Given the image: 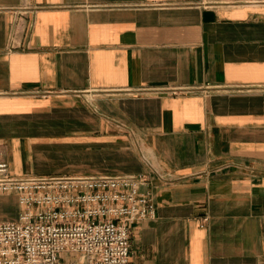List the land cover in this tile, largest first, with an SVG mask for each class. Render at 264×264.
<instances>
[{
    "label": "crops",
    "instance_id": "obj_1",
    "mask_svg": "<svg viewBox=\"0 0 264 264\" xmlns=\"http://www.w3.org/2000/svg\"><path fill=\"white\" fill-rule=\"evenodd\" d=\"M0 162L143 175L130 264H264V0H0Z\"/></svg>",
    "mask_w": 264,
    "mask_h": 264
},
{
    "label": "built area",
    "instance_id": "obj_2",
    "mask_svg": "<svg viewBox=\"0 0 264 264\" xmlns=\"http://www.w3.org/2000/svg\"><path fill=\"white\" fill-rule=\"evenodd\" d=\"M145 183L143 175L12 177L0 162V193L21 207L16 222L0 223V264H130L129 225L155 214Z\"/></svg>",
    "mask_w": 264,
    "mask_h": 264
},
{
    "label": "rangeland",
    "instance_id": "obj_3",
    "mask_svg": "<svg viewBox=\"0 0 264 264\" xmlns=\"http://www.w3.org/2000/svg\"><path fill=\"white\" fill-rule=\"evenodd\" d=\"M69 257L71 258V257H73V256H71V255H70ZM62 258H63V259H65L66 257H65V256H63Z\"/></svg>",
    "mask_w": 264,
    "mask_h": 264
}]
</instances>
